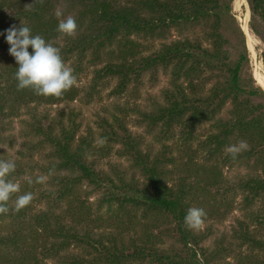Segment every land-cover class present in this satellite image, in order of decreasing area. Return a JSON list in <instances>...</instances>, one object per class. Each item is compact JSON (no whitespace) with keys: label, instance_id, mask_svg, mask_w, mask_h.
<instances>
[{"label":"trees","instance_id":"1","mask_svg":"<svg viewBox=\"0 0 264 264\" xmlns=\"http://www.w3.org/2000/svg\"><path fill=\"white\" fill-rule=\"evenodd\" d=\"M57 1L0 0V11H12V27L19 28L22 23L30 27L34 35L58 47L61 56L120 45L113 52L122 56L123 63L97 71L99 81L117 77L123 85L135 75L138 79L145 73H157L159 67L170 70L177 83L165 92L167 104L153 113H142L143 120L151 128L179 126V140L184 142L194 141L197 128L210 123L213 132L201 145L210 157L234 140L245 141L246 149L226 159L248 170L239 185L246 205L240 208L243 216L234 231L236 243L219 240L206 247L208 236L189 228L184 217L196 200L222 212L224 201L218 197L228 191L215 168L192 159L193 164L190 159L183 161L184 157H161L127 128L123 127L121 134L111 127L104 137L115 144L122 142L123 155L130 159L136 174L116 170L117 178L103 175L89 164L90 141L75 143V123L72 127L62 122L44 125L46 119L37 115L43 104L73 101L72 87L59 96L38 94L30 87L20 89L15 77L17 62L16 67L9 62L4 70L0 61V130L6 118L10 121L22 107L28 108L29 135L38 136V143H29L28 148L50 149V163L44 172L55 173L50 176L49 193L36 182L38 177H32L34 184L23 183L7 202L9 211L0 213V222L11 225L5 227L6 235L0 233V264H48L49 259H55L56 264H264V203L257 210L252 208L258 199H264V90L244 76L250 55L246 35L232 13L233 0H133L124 5L114 0H68L83 5L93 16L95 34L80 35L79 39L57 31L59 21L51 14ZM248 3L252 15L263 21L262 29L252 28L264 43V0ZM195 27H201V38L184 35ZM173 30L183 37L167 42ZM63 36L67 42L60 46L57 41ZM133 36L166 42L156 50L148 47L152 52L144 56L145 48L134 44ZM262 61L264 64V51ZM207 82L212 86L204 94L200 87ZM228 104L229 119L217 118ZM170 136L174 138V132ZM168 164H178L182 173L193 172L195 179L189 175L169 185L176 167L168 170ZM21 169L17 167L9 178H19ZM84 183L97 191L106 187L94 212L83 191ZM27 192L33 193L32 201L15 210V199ZM43 200L47 209L35 212L34 206ZM103 204L107 212L97 217Z\"/></svg>","mask_w":264,"mask_h":264},{"label":"rangeland","instance_id":"2","mask_svg":"<svg viewBox=\"0 0 264 264\" xmlns=\"http://www.w3.org/2000/svg\"><path fill=\"white\" fill-rule=\"evenodd\" d=\"M114 1L120 5H124L133 0ZM137 7L139 8V6ZM232 13L236 18L237 24L241 26L246 35L249 49L250 62L244 76L247 79H253L264 90V87L258 82L259 77H264V64L262 61L264 43L252 28V26H256L258 29H262L263 21L258 16L252 15L248 0H233ZM12 14L13 12L7 9L0 11V61L4 63V70H8L7 65L9 62H11L9 65H13L16 61L9 53V49L6 48L8 44L6 32L12 27ZM51 14L59 22L69 16L75 19L77 29L73 35L69 36L79 39L80 35L90 36L95 34L94 25H92L93 16L83 5L71 3L68 0H59L54 3ZM200 31L201 27H195L190 32H184V35L189 36L190 33L191 37L201 38L202 34ZM248 32L252 34V40L249 39ZM182 37V34L173 30L169 34L167 42H174ZM132 40L134 44L145 48L144 56L152 52L148 50V47L156 50L161 44L166 42L162 39H146L141 36H133ZM57 42L60 46L65 45L67 36H63ZM119 47L120 45L115 44L111 48H103L98 51L97 48L92 47L85 54L74 53L70 56H61L76 77V83L72 86L73 93L76 96L70 102H63L52 106L43 104L38 110V117L46 119L44 125H51V123H57L58 125L62 122L65 126L72 127L73 123H75L78 126L75 143L82 141V139L90 141L92 149L91 154L87 156L89 164H94L95 169L103 175L117 178L116 170L136 174V171L131 168L132 163L130 159L123 155L124 147L122 146V142L120 141L118 144H115L104 137L106 132L111 131V127L121 134H124L123 127L127 128L131 135L143 139L146 148L151 146L152 152L161 157H184L183 161L190 159L192 164V160H194L205 167L207 166L209 169L215 168L222 178V184H224L228 191V193L218 197L224 201L223 204L220 202L223 205L221 207L222 212L217 213L216 209L213 210L198 200L191 202L190 208H202L205 212L203 223L198 228H195L194 231L208 236L204 242L206 247L215 246L214 243L219 240L224 242L234 240V231L239 228L238 218L243 216L240 208L246 205L245 193L239 188V185L242 177L247 175L248 170L246 167L234 162L231 158L226 159L228 155L231 156V153L227 151L228 146L218 155L212 157L208 155V149L201 147L206 137L213 132L210 123H205L197 128L196 133L198 137L194 141L184 142L183 140H179L181 130L179 126L174 125L169 131L163 124L151 128L149 123L143 120L142 113H153L158 107L167 104L165 92L173 90L177 83H174L170 70L166 71L162 67H159L157 73H145L138 79L135 75L128 84L123 85L117 77L104 78L99 81L97 71L103 70L110 64L123 63L122 56L120 57L116 52H113V49H119ZM126 58L130 59L128 55H126ZM3 83L6 85L5 82ZM187 84L186 82L184 87H187ZM211 86L212 83L210 82L206 84L202 83L200 89L206 94ZM255 101L259 102V100H254V103ZM31 106L34 107L35 104ZM230 107L228 104L217 118L228 120ZM29 111L28 108L22 107L18 116L12 117L10 121L7 118L4 120V129L0 130V159L14 161L16 168L22 167L19 178L14 180V182L19 183L20 188L26 182L33 185L34 180L32 177L45 176L46 179L42 182V186L45 193H49L52 190L49 186L52 179L50 176L55 174L54 172H44L45 169H48L50 163V149L42 151L28 148L29 143H38V136L34 138V136L30 137L29 135L28 122H26L31 117ZM40 115L45 116V118L40 117ZM33 127L35 129V126ZM171 132H174V138H171ZM57 133H59L58 130ZM239 142L238 140H234L232 145H236ZM196 151L199 153H196ZM167 166L168 170H173L176 167V171H174L171 178H168L169 185L175 184L181 178L184 179V177H188L189 175L191 180L195 179L193 172L191 174L189 172L182 173L183 168L181 166L178 168V164H168ZM137 177H139V174ZM105 189L97 191L96 187L84 183L83 191H85L86 195H89L87 202L93 205L91 209L93 212L99 208ZM222 192L224 191L222 190ZM37 195H39L38 192L36 193ZM263 203L264 199H258L252 208L257 210ZM45 204L44 200L41 204L36 203V206H34L36 208L35 212L47 209V205ZM106 206L103 204L100 211L96 213L97 217L105 215L107 212ZM6 226L10 227L11 225L7 221L0 222V233L3 235L9 232L6 230ZM234 243H236V240H234ZM227 261L234 263L232 258H228ZM47 263L56 264L57 262L55 259H49Z\"/></svg>","mask_w":264,"mask_h":264},{"label":"clouds","instance_id":"3","mask_svg":"<svg viewBox=\"0 0 264 264\" xmlns=\"http://www.w3.org/2000/svg\"><path fill=\"white\" fill-rule=\"evenodd\" d=\"M77 29L76 21L69 16L58 23L57 31L61 34L73 35ZM6 41L10 45L9 53L15 58L18 67L15 77L20 89L33 88L38 94L59 96L76 83L72 70L61 57L60 49L38 34H33L30 27L21 24L19 28L11 27L6 32ZM29 48L32 52H29ZM247 148L245 141L229 145L227 151L233 155ZM16 164L11 160L0 159V213L9 211L11 196L20 191V185L10 179ZM45 176H39L37 183H42ZM31 182V181H30ZM33 199V193L18 195L14 201L15 210L19 211ZM205 212L202 208L188 209L184 221L192 229L203 223Z\"/></svg>","mask_w":264,"mask_h":264},{"label":"bare ground","instance_id":"4","mask_svg":"<svg viewBox=\"0 0 264 264\" xmlns=\"http://www.w3.org/2000/svg\"><path fill=\"white\" fill-rule=\"evenodd\" d=\"M249 39L252 40V34L248 32ZM258 80V79H257ZM259 84L264 87V77H259Z\"/></svg>","mask_w":264,"mask_h":264}]
</instances>
